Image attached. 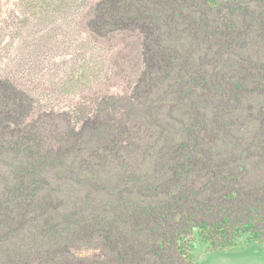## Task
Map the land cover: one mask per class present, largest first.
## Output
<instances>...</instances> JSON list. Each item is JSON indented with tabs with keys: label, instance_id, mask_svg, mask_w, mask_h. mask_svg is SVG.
Wrapping results in <instances>:
<instances>
[{
	"label": "trees",
	"instance_id": "16d2710c",
	"mask_svg": "<svg viewBox=\"0 0 264 264\" xmlns=\"http://www.w3.org/2000/svg\"><path fill=\"white\" fill-rule=\"evenodd\" d=\"M90 24L138 35L130 94L37 112L27 87L0 76V264H149L146 249L161 255L167 241L191 256L199 241L260 237L253 210L212 228L194 211L209 207L198 187L251 208L235 187L241 166L226 168L233 152L217 146L253 119L245 146L264 154V0H100ZM255 200L264 207V193Z\"/></svg>",
	"mask_w": 264,
	"mask_h": 264
},
{
	"label": "rangeland",
	"instance_id": "374dc122",
	"mask_svg": "<svg viewBox=\"0 0 264 264\" xmlns=\"http://www.w3.org/2000/svg\"><path fill=\"white\" fill-rule=\"evenodd\" d=\"M99 1H0V76H10L27 87L36 99L37 112H72L93 107L105 94L131 93L142 68L140 39L132 30H93L90 20ZM255 126L253 119L241 118L232 132V144L217 146L223 154L230 149L233 152L230 161L225 162L226 168L228 163L241 166L234 167L238 175L235 187L253 195V199H248L251 211L246 206L245 210L238 208L242 204L240 198L223 206L221 192L208 189L206 192L204 187L199 191V182L191 181L192 187H198V199L206 193L209 197V207L194 211L196 224L204 220L211 227L212 222H220L227 215L233 223L242 224L248 221L247 212L253 210L254 230L264 239V207L256 208L259 203L255 200L264 193V154L256 151L255 145L245 146L247 140L258 136ZM132 195L139 198L138 189ZM169 222L170 229L176 221ZM150 229L152 224L144 226L146 232L150 233ZM228 232V238L217 236L216 243L229 242L232 232ZM160 233L157 236L165 233L170 236V232ZM256 237L252 232L244 233L236 236L229 246L217 249L199 241L197 247L186 248L191 256H181L175 242L167 241L161 255L146 249L143 259L149 264H264V240ZM102 252L110 255L107 249Z\"/></svg>",
	"mask_w": 264,
	"mask_h": 264
},
{
	"label": "flooded vegetation",
	"instance_id": "af4514ba",
	"mask_svg": "<svg viewBox=\"0 0 264 264\" xmlns=\"http://www.w3.org/2000/svg\"><path fill=\"white\" fill-rule=\"evenodd\" d=\"M257 238V237H256ZM258 239H263L262 235L260 237H258ZM264 240V239H263Z\"/></svg>",
	"mask_w": 264,
	"mask_h": 264
}]
</instances>
